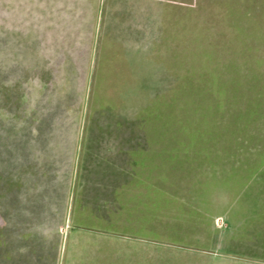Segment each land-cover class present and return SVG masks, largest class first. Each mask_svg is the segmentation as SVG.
Segmentation results:
<instances>
[{
	"label": "crops",
	"instance_id": "0c3cea01",
	"mask_svg": "<svg viewBox=\"0 0 264 264\" xmlns=\"http://www.w3.org/2000/svg\"><path fill=\"white\" fill-rule=\"evenodd\" d=\"M193 1L188 24L176 9L181 0H46V15L61 19L50 20L53 42L41 62L47 87L58 88L61 80L62 96L5 145L22 178L7 183L9 194L0 198V264H151L157 250L125 245L133 236L119 233L146 221L159 232L205 240L213 251L189 252L206 256L207 264H264L258 172L225 212L195 230L208 182L182 180H192L197 153L167 146L176 140L138 135L134 118L118 115L129 81L149 73L153 47H178L182 25L209 31L215 1L228 23L247 15L245 0ZM67 112L79 119H61ZM168 154L178 157L169 170ZM106 232L124 241L115 242L109 260L94 239Z\"/></svg>",
	"mask_w": 264,
	"mask_h": 264
},
{
	"label": "rangeland",
	"instance_id": "374dc122",
	"mask_svg": "<svg viewBox=\"0 0 264 264\" xmlns=\"http://www.w3.org/2000/svg\"><path fill=\"white\" fill-rule=\"evenodd\" d=\"M181 2L176 9L190 24L188 16L194 11L196 1ZM213 5L215 20L206 26L209 31L187 30L182 25V31L176 34L178 47H153L149 73L140 75L144 79L130 80L127 96L119 98L120 108L129 112L120 109L118 115L134 118L138 126L136 134L145 135L139 124L148 123L151 113L159 116L158 102L174 101L181 108L182 100L201 94V88L213 94L209 86L212 77H218L228 87V110L218 120V127L223 130L214 147L219 160L215 166L198 163V169L190 172L192 180H182L183 183L208 182L200 192L199 223H195V230L205 229L204 221L225 212L227 201L238 200L245 181L255 172H258V203H264V0H245L247 15L240 23L226 22L224 9L218 8L216 1ZM244 9L241 7V11ZM46 10V0H0V198L9 194L5 191L7 183L14 184L16 178H22L17 177L15 163L9 162V155L3 149L6 144L14 143L9 135H15L14 130L21 129V124L36 119L37 110L43 105L62 96L61 80L60 87H47L41 62L47 55V42H53L47 39L50 33L54 34L50 32V20L56 23L61 19L47 16ZM205 80L208 87L203 83ZM79 116L67 112L61 119L77 121ZM239 205H234L235 215L240 212ZM258 210L262 212L264 208ZM119 233L133 237L125 243L110 232L94 238L97 251H104L107 260L115 242L119 247L129 242L135 247L145 244L157 250L151 264H207L206 256L189 251L212 249L205 240L156 231L148 221Z\"/></svg>",
	"mask_w": 264,
	"mask_h": 264
},
{
	"label": "trees",
	"instance_id": "16d2710c",
	"mask_svg": "<svg viewBox=\"0 0 264 264\" xmlns=\"http://www.w3.org/2000/svg\"><path fill=\"white\" fill-rule=\"evenodd\" d=\"M209 81L210 85L207 80L203 83L206 87L211 86L213 94L210 91L204 92L201 88L199 91L201 94L185 97L184 102L182 100L184 105L181 108L177 107L174 101H160L157 104L161 109L159 116L151 113L149 122L144 121L140 128L147 136L179 141L167 146H174L184 155L190 152L197 153L198 159H195L197 163L202 165L213 163L215 166L219 159H216L217 152L214 147L217 139L221 136L220 130H223L219 129L218 120L224 116L230 99L228 87L220 82L218 77H212ZM3 149L8 153L9 150L6 147ZM177 158L172 154L165 157L168 170ZM9 162L15 163V159L10 157Z\"/></svg>",
	"mask_w": 264,
	"mask_h": 264
}]
</instances>
